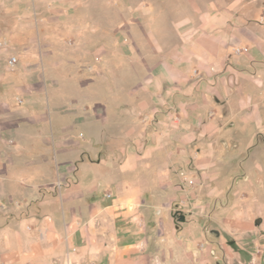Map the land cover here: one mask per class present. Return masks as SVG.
Returning a JSON list of instances; mask_svg holds the SVG:
<instances>
[{
    "label": "rangeland",
    "instance_id": "1",
    "mask_svg": "<svg viewBox=\"0 0 264 264\" xmlns=\"http://www.w3.org/2000/svg\"><path fill=\"white\" fill-rule=\"evenodd\" d=\"M207 14L221 19L212 26ZM182 22L197 38L207 27L223 36L227 56L211 73L195 63L185 95L168 80L151 83L179 50L191 53ZM105 75L108 118L93 103L105 100ZM81 83L94 93L82 107L101 136L80 158L112 166L102 172L110 201L123 183H143L145 264H253L264 255V0H0V264H9L11 230L75 181L31 167H54L68 132L55 121L45 140L16 129L42 124L48 103L73 99L87 90ZM209 86L222 92L206 99ZM127 155L140 161L122 176Z\"/></svg>",
    "mask_w": 264,
    "mask_h": 264
},
{
    "label": "crops",
    "instance_id": "2",
    "mask_svg": "<svg viewBox=\"0 0 264 264\" xmlns=\"http://www.w3.org/2000/svg\"><path fill=\"white\" fill-rule=\"evenodd\" d=\"M205 16L203 18L209 23L211 21L212 26L221 19L210 14ZM186 25L187 22H182L179 28ZM184 28L187 35H192L186 42L192 46V51L187 54L185 50H179L174 61L166 63L163 71L166 75L151 81L156 89H160L168 80L170 86L176 89V93L185 95L193 83L192 67L195 63L206 73H211L210 66L219 67L227 57L224 53L226 42L223 36L212 34L207 27L202 30L203 35L197 38L192 29ZM187 59L190 62H187ZM105 66L108 68V64ZM88 85L89 83H81L80 87L84 89ZM57 88H61L60 84ZM88 91L87 87V90L74 94L73 99L68 97V93L53 98L54 101L48 103L47 108L39 115L40 118L38 117L43 120L42 124L36 128L31 126L19 128L21 126L18 125L16 129L19 137L30 135L29 132H38L42 136L41 139L45 140L49 138L48 133H54L55 121L57 131L68 132L56 140L58 146L54 167L43 163V160L34 162L36 164H31V167L37 168L35 173L39 176H44L43 168L47 166L54 171V175L49 177L59 175L63 177L62 179L75 178V181L73 185L66 183L67 187L54 201L43 202L40 214L24 219L18 224V230H11L9 245L11 249L6 256L9 264H145L144 247L147 239L143 228L145 211L143 183H123L121 191L117 194L118 198L110 201L113 193L105 192L103 184L106 180L102 181V177L106 175L102 176V172L107 174L108 171L112 174V166L80 158L83 154L91 152L92 139L101 136L99 129L98 133L93 131L96 123L94 114L82 107L95 99L94 93ZM112 92V82L108 81L105 75V100L103 103L98 101L93 103L104 106L107 118L110 109L107 99L111 97ZM221 92L209 86L205 98L208 99L209 93ZM168 94L170 95L171 91ZM157 95L165 98L163 93ZM70 99L72 106L68 104ZM177 103L182 102L177 100ZM66 118L73 119L74 122L72 120L64 127L58 124V120ZM75 130L79 133L74 134ZM139 161V156L127 155L119 167V174L127 175L132 164ZM83 163L86 165L82 169ZM150 207L153 212H157L158 206L155 202ZM231 223L236 227L241 226L243 224L241 216L234 215ZM253 257V264H264V255L261 256L260 252L254 253Z\"/></svg>",
    "mask_w": 264,
    "mask_h": 264
},
{
    "label": "built area",
    "instance_id": "3",
    "mask_svg": "<svg viewBox=\"0 0 264 264\" xmlns=\"http://www.w3.org/2000/svg\"><path fill=\"white\" fill-rule=\"evenodd\" d=\"M17 61H18V58L16 56H12L9 60V64L10 66L14 67L16 66L17 64ZM22 101V100H21ZM108 196H112L111 194H108Z\"/></svg>",
    "mask_w": 264,
    "mask_h": 264
}]
</instances>
